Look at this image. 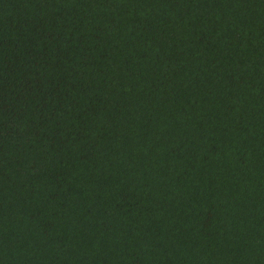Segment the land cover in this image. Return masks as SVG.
I'll list each match as a JSON object with an SVG mask.
<instances>
[{
    "label": "trees",
    "instance_id": "16d2710c",
    "mask_svg": "<svg viewBox=\"0 0 264 264\" xmlns=\"http://www.w3.org/2000/svg\"><path fill=\"white\" fill-rule=\"evenodd\" d=\"M0 264H264V0H0Z\"/></svg>",
    "mask_w": 264,
    "mask_h": 264
}]
</instances>
